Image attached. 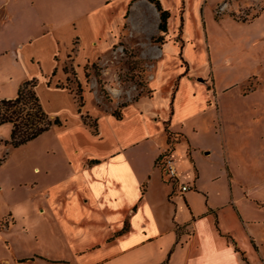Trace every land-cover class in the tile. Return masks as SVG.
Here are the masks:
<instances>
[{
	"label": "crops",
	"instance_id": "crops-1",
	"mask_svg": "<svg viewBox=\"0 0 264 264\" xmlns=\"http://www.w3.org/2000/svg\"><path fill=\"white\" fill-rule=\"evenodd\" d=\"M127 1L0 0V9H4L0 16V58L9 57L11 64L25 71L16 78L0 71L12 90L0 100L14 98L27 79L58 71L65 75L64 64L56 56L64 57L73 39L78 43L74 55L77 66L100 54L101 45L108 42L109 47L111 34L124 14L115 8ZM164 1L159 2L169 13L170 5ZM139 3L151 8L159 30V13L147 0L134 1L125 22L131 25L132 8ZM183 23L185 33V20ZM100 35L106 39L95 51L92 45ZM258 51L264 56V48ZM180 74L174 92L168 89L158 95L161 80L152 82L153 96L123 107L121 119L98 116L96 135L74 114L72 97L57 91L54 96L61 103L57 110L73 115L71 123L56 128L58 138H64L66 154L60 157L59 173L33 168L34 174L54 177L38 192L39 202L26 209L34 219L31 222L36 224L37 220L42 226L33 233L40 249L25 256L14 255V261L264 264V111L260 104L264 92L256 89L242 94L249 104L229 112L235 128H226L223 117L228 110L219 108L223 94H214L209 100L206 92H196L194 81ZM207 108L215 109L220 119L219 128L212 121L214 135L220 133L223 152L217 171L207 165L210 151L195 141L200 129L195 119ZM165 132L181 139L168 144ZM168 150L179 181L190 185V191L180 194L164 178L157 161ZM183 162L187 165L184 170ZM157 176V181L166 184L159 185L158 195L154 186ZM12 223H16L14 217ZM22 229L27 231L25 226ZM5 262L10 263V259Z\"/></svg>",
	"mask_w": 264,
	"mask_h": 264
},
{
	"label": "rangeland",
	"instance_id": "rangeland-1",
	"mask_svg": "<svg viewBox=\"0 0 264 264\" xmlns=\"http://www.w3.org/2000/svg\"><path fill=\"white\" fill-rule=\"evenodd\" d=\"M164 2L170 5L165 33L157 30L151 8L146 5L143 7L140 3L132 8L129 26L125 22L129 16L128 0L127 3L117 4L115 9L117 13L123 10V20L116 32L111 34L110 46L108 42L101 45L100 54L77 66L74 55L78 43L73 39L65 56H56V60H62V66H67V74L58 71L54 76L48 74L36 77V92L45 112L51 118L59 116L64 126L72 122L71 113L57 110L61 103L54 95L63 90L74 101V114H78L81 121L82 117H86V122L94 124L98 116L121 112L123 104L127 106L141 97H152V82L158 83L161 80L158 95L168 89L174 92L181 69L182 75L194 81L196 92H206L209 100L216 94H223L219 108L228 110L223 121L226 128H235L229 112L232 114V109L235 111L248 106L242 94L256 89L264 92V61L262 65L258 63L264 56L257 54L259 48H264V0H180L178 4L173 0ZM3 10L0 9V16ZM184 20L187 26L185 33ZM256 32H260L259 35ZM159 37L161 40L158 42ZM257 37L262 39L258 40ZM256 38L257 41L252 44ZM105 39L100 35L94 41L92 46L95 51ZM86 52L93 55L91 51ZM8 59L6 56L0 58V71L11 74L12 78L23 76L24 68L14 66ZM249 72H253V76L246 78ZM66 78H69V82H66ZM56 85L67 86L72 93ZM10 93V83L0 74V98ZM75 93L81 96L80 113L77 112L78 97L74 98ZM260 104L264 111V94ZM196 121L200 129L195 141L200 148L210 151L206 156L207 165L209 169L217 171L223 154L220 133L215 136L212 130V121H216L219 128L217 111L207 108L196 117ZM10 131V125L0 126V264H18L13 259L14 255L25 256L32 249H40L33 233L40 228L42 230V226L38 225L37 220L36 224L31 222L34 219L28 216L26 209L39 202L38 192L54 177L44 178L34 174L33 168L59 173L62 164L60 157L66 154L64 138H58L56 128L16 148L5 144L9 140ZM217 132H220L219 129ZM165 134L168 144L181 139L178 134ZM198 157L204 159L200 153ZM186 166L183 162V170ZM154 179L155 193L158 195L159 185L166 184L160 179L157 181L158 176ZM32 182H37V185L32 186ZM220 182L223 186V180ZM12 217L16 220L15 224L12 223ZM24 226L27 231L22 229ZM41 247H45V244H41ZM6 259H10V263L5 262Z\"/></svg>",
	"mask_w": 264,
	"mask_h": 264
},
{
	"label": "trees",
	"instance_id": "trees-1",
	"mask_svg": "<svg viewBox=\"0 0 264 264\" xmlns=\"http://www.w3.org/2000/svg\"><path fill=\"white\" fill-rule=\"evenodd\" d=\"M136 0H130V5ZM149 3L153 4L159 13L160 22L158 29L160 32H166L167 20L169 18V13L163 10L159 0H147ZM158 42L161 40L159 37ZM156 40V41H157ZM62 72L67 74V66L62 67ZM55 72L52 73V76ZM66 82H69V78H66ZM37 79L32 78L30 80L24 81L17 89L16 96L11 99H1L0 100V126L8 124L11 127L9 140L5 142L6 145L16 148L27 142H30L40 135L48 132L52 128H60L64 126V122L59 117L51 118L43 109L40 99L36 92ZM57 88H66L62 85H56ZM78 91L80 92V86L78 85ZM70 94L72 90L69 89ZM78 97V110L80 113V108L82 106L81 96L78 93L74 94V98ZM136 101V100H134ZM123 104L121 108L125 107ZM113 116L116 119H121L119 111H115ZM86 117H82V123L91 129L93 134H97L96 130V120L94 124H90L85 121ZM177 142V140H176ZM175 143L172 141L171 145ZM25 260H20L18 263H23Z\"/></svg>",
	"mask_w": 264,
	"mask_h": 264
},
{
	"label": "built area",
	"instance_id": "built-area-1",
	"mask_svg": "<svg viewBox=\"0 0 264 264\" xmlns=\"http://www.w3.org/2000/svg\"><path fill=\"white\" fill-rule=\"evenodd\" d=\"M159 167L162 170L163 176L167 182L174 185L178 189L180 194L188 192L192 187L188 184L181 183L179 181V174L176 171L174 160L171 157L170 151H164L157 161Z\"/></svg>",
	"mask_w": 264,
	"mask_h": 264
}]
</instances>
